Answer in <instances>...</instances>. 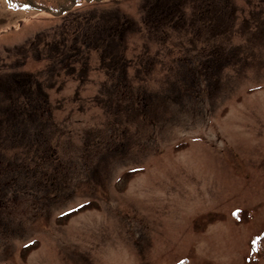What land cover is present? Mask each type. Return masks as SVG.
<instances>
[{
	"label": "rangeland",
	"instance_id": "rangeland-1",
	"mask_svg": "<svg viewBox=\"0 0 264 264\" xmlns=\"http://www.w3.org/2000/svg\"><path fill=\"white\" fill-rule=\"evenodd\" d=\"M0 147V264H264V0H0Z\"/></svg>",
	"mask_w": 264,
	"mask_h": 264
},
{
	"label": "flooded vegetation",
	"instance_id": "flooded-vegetation-1",
	"mask_svg": "<svg viewBox=\"0 0 264 264\" xmlns=\"http://www.w3.org/2000/svg\"><path fill=\"white\" fill-rule=\"evenodd\" d=\"M167 6H170V5H167ZM163 18L165 19L166 17H169L167 14H166V11L163 12ZM174 15V14H173ZM206 26V25H205ZM120 55H123L121 52H118V51H115V50H112V53H109V60H110V64L112 65L113 62V66H114V69H112V74L110 75L111 77H113L114 79H110L111 80V87H113V95L117 98V100H119V97H121L122 99H124L125 101L128 99L129 101L131 102H134V101H139V95L135 92L132 91L131 87V82L130 80L126 79V71L124 72L125 74V77L124 78H121V74L118 73V71H116V67L118 65V62L120 61L118 59V57ZM71 57V60L75 61V63L73 65H71L72 69L71 71L72 72H75L77 73V69L75 68V66L77 64H80L83 62V59H84V54L81 52V51H77V52H74V54H71L70 55ZM85 67H87L86 65H84ZM147 67V65H145ZM65 84V83H64ZM64 84L60 85L59 87H63ZM53 87H58V85H55ZM29 90V88H28ZM27 90V92H28ZM30 101V100H29ZM45 102V101H44ZM119 104V103H118ZM32 105V104H29V106ZM28 109V108H27ZM119 109H122L121 105H119ZM131 107L128 105V110L130 111ZM31 113V112H30ZM34 117V116H33ZM22 119L23 120V123L25 125V128H30V130H28V132L30 133L31 130L33 129V127H31V125L33 123L30 122V119L31 116L29 115L27 119H29L28 122L25 121V119L22 117V118H18V122H17V126H19V120ZM36 142H34L35 144ZM28 149H27V152H28V155H29V152H30V149L33 147V145L31 143H29L27 145ZM0 185L3 186L4 184V178H8L9 177V173H10V170H11V167H13L14 169V177H13V182L12 184L15 185V190L12 192L13 194H17L18 193V172H19V168H20V164H19V160H20V156L19 154H16L15 155V158L13 157V160L12 161H8L6 160V155H5V150H3L1 147H0ZM18 163V164H17ZM4 172V173H3Z\"/></svg>",
	"mask_w": 264,
	"mask_h": 264
},
{
	"label": "trees",
	"instance_id": "trees-1",
	"mask_svg": "<svg viewBox=\"0 0 264 264\" xmlns=\"http://www.w3.org/2000/svg\"><path fill=\"white\" fill-rule=\"evenodd\" d=\"M102 1L104 0H7L10 6L21 9H32L47 13L51 16H62L83 2L91 3ZM253 252L264 253V232L254 238Z\"/></svg>",
	"mask_w": 264,
	"mask_h": 264
}]
</instances>
